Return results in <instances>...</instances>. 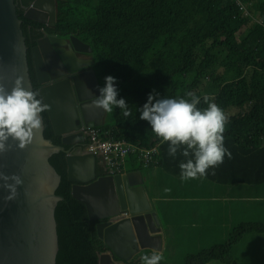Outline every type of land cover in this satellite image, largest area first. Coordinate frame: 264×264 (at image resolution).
Returning a JSON list of instances; mask_svg holds the SVG:
<instances>
[{"label":"clouds","instance_id":"1","mask_svg":"<svg viewBox=\"0 0 264 264\" xmlns=\"http://www.w3.org/2000/svg\"><path fill=\"white\" fill-rule=\"evenodd\" d=\"M230 1L155 0L153 8L143 16L124 8L119 0H108L96 16L90 13L77 32L64 34L77 61L67 65L55 78L67 99L66 130L60 137L69 136L79 146L93 138H138L152 143L159 138L162 144H169L170 156L175 157L180 150L186 158L179 164L184 180L205 176L208 169L224 162L225 155L231 159V151L224 146L228 117L214 97L205 95L212 91L201 96L186 91L190 83L189 55L197 44L235 47L239 67L245 51L251 55L250 65L255 66L264 42L253 40L258 28L252 22L251 29L245 23L237 27V31L245 32L250 38L247 45L239 36L231 42L208 44L206 40L212 34L208 23L200 17L191 24L199 39L195 42L189 32L182 30L185 22L178 18L180 13L202 16L231 10ZM238 1L252 13H264V0ZM66 5L70 8L73 2L66 0ZM43 31L50 35L49 31ZM242 73L240 68L237 79ZM49 107L39 90L25 86L22 76L15 79L10 90L0 84V154L11 150L10 140L17 142L22 150L30 145L42 128L41 114ZM97 160L104 167L98 157ZM130 163L138 162L131 160L120 175L128 171ZM138 164L142 170L149 169ZM0 181L3 182L0 188L9 192L4 199L15 200L18 186L24 182L21 175L0 171ZM237 198L229 203L228 211L244 223L245 232L256 241L264 264V177L253 180L247 192ZM122 212L121 215H131L128 210ZM156 221L159 226L157 216ZM188 224L190 227L184 232ZM193 225L186 216L182 223L173 225V237L187 234ZM177 226L179 231L175 234L173 229ZM174 251L187 260L184 264H202L199 248L188 237L179 240ZM140 259L141 264H160L163 255L154 250Z\"/></svg>","mask_w":264,"mask_h":264},{"label":"water","instance_id":"2","mask_svg":"<svg viewBox=\"0 0 264 264\" xmlns=\"http://www.w3.org/2000/svg\"><path fill=\"white\" fill-rule=\"evenodd\" d=\"M49 1L53 0H29L23 5L24 15L45 22L37 14L51 10ZM22 20L15 0H0V84L10 90L15 79L22 76L25 86L39 90L50 106L54 134L63 135L67 99L55 78L77 61L73 47L64 36L45 35L34 23L25 33ZM50 22H55L53 15ZM35 33L39 34L38 45L30 60V40ZM41 116L42 128L30 145L22 150L10 140L11 150L0 154V171L19 174L24 181L13 201H6L9 192L0 188V264H57L60 243L56 207L64 196L57 193L62 175L50 157L65 144L70 145L66 160L72 194L86 204L89 220L96 224L103 241L98 264H141L142 249L148 247L157 223L156 216L149 215L152 212L140 210L132 201L133 187L144 182L142 169L98 175L97 157L69 136L61 143L53 142L44 134L43 113ZM125 210L131 215H121Z\"/></svg>","mask_w":264,"mask_h":264},{"label":"trees","instance_id":"3","mask_svg":"<svg viewBox=\"0 0 264 264\" xmlns=\"http://www.w3.org/2000/svg\"><path fill=\"white\" fill-rule=\"evenodd\" d=\"M15 1L18 13L23 19L22 27L27 33L28 24L34 22V20L24 15L23 3H27L28 0ZM70 1L73 2L75 9L81 8L82 5L89 6L92 15L96 16L108 0ZM119 2L124 8L143 16L155 5V0H119ZM230 5L231 10H222L210 14L231 16L238 14L244 8L247 9L246 5L238 0H231ZM205 15L209 14L198 17L204 19L209 25L212 35L206 40L208 44L231 42L236 36L241 38V35L248 38L247 42L241 40L243 44L247 45L249 43L250 38L245 32L237 31V27L243 24L244 21L235 20L233 22L232 39L227 36L214 38L211 24L203 18ZM255 24L257 26L256 22ZM77 28L70 29L69 33L77 32ZM184 31L191 34L193 41H199L192 26L190 30ZM261 57H264V49L258 55V62ZM29 59L32 60L31 56ZM189 60L191 66L190 83L186 86V91H192L201 96L204 93L219 90L221 83H223L224 87L217 97L213 98L214 102L218 106L226 100H232L240 104V113L246 121L248 131L247 135H243L239 126L228 119L225 127L236 133L230 137V143L234 147L249 149L250 152L255 153V156L251 159L250 168H243L241 164L236 163L232 171H219L215 167L214 169H208L205 176L184 180L181 179L179 164L185 161L186 158L181 155L180 150H178L175 157L170 156L168 153L169 144L167 142L162 144L163 155L160 163L156 167L147 169L151 176L149 188L156 187L155 182L158 179L153 178L152 175L176 174L180 177L179 187L186 197L185 202L156 201L151 204L157 212L160 226L163 225L165 229L163 236L164 250L166 251L170 247L172 252L180 257L174 251V246L169 245L166 237L169 236L171 241H179L188 237L199 248L202 264H262L256 241L246 234L244 223L238 221L228 211L229 203L234 198L245 194L253 180L264 177V114L261 113V122L254 121V110L247 101L240 97L235 83L240 78H250L258 62L255 66L250 65L251 55L248 51H245L239 67L237 48H212L199 44L190 52ZM242 61L246 62V66L241 65ZM240 68L243 73L237 79ZM225 77L230 79L228 83L223 81ZM202 103L203 97L201 98ZM43 115L45 136L50 137L55 143H61L62 138L53 132L48 111L44 112ZM64 146V149L53 153L50 157L51 162L62 175L57 193L64 196L63 199L59 200L56 207L60 243L57 264H98L99 251L103 241L98 237L96 224L89 220L86 204L72 194L73 181L68 178L66 160L67 149L70 148V145L65 144ZM97 174L104 175L107 174V171L102 165L97 164ZM160 178L164 179L163 184L167 187L171 184L167 177ZM166 186L160 189L164 190L167 188ZM153 196L163 197L164 194L155 193ZM184 209L203 211L200 226L198 230H195V225H193L187 234L180 233L174 238L172 227ZM186 216L188 215H185L184 218ZM158 233L159 231L153 234Z\"/></svg>","mask_w":264,"mask_h":264},{"label":"rangeland","instance_id":"4","mask_svg":"<svg viewBox=\"0 0 264 264\" xmlns=\"http://www.w3.org/2000/svg\"><path fill=\"white\" fill-rule=\"evenodd\" d=\"M73 13H70V17H74L77 21L76 24L72 27H78L82 24V22L90 16L91 10L90 7L87 5H82L81 8L75 9L72 6L70 8ZM198 16L193 14H185L180 13L178 18L185 22V25L182 27V30H190L192 21L197 18ZM212 26L214 31V38H218L220 36H227L229 39L233 37V22L235 20H242L246 24L247 29L251 28L252 22L257 23L258 31L253 35V40L256 42L264 41V14L261 12L252 13L244 8L236 15L226 16V15H205L203 16ZM64 30L68 33V28L65 27ZM241 40L243 42H247L248 38L245 35H241ZM241 65L244 67L246 66V62L242 61ZM225 83H228L230 79L225 77L223 79ZM236 89L240 97L247 101L248 104L254 110L253 119L256 122H261V113L264 114V57L259 59L257 66L254 68L252 76L248 79L240 78L235 81ZM220 107L224 110L229 120L234 121L240 128L243 135H247L248 131L246 129V121L241 116L240 113V104L232 101L226 100L220 103ZM235 135V132L228 130L225 127L224 132V146L231 151L232 158L229 159L227 155H225L224 162L216 167L219 171H232L234 165L239 163L243 166V168H250L251 167V159L255 156V153H252L247 148H240L234 147L230 143V137ZM139 168L138 163H133L128 165V168ZM145 175L147 177V181L149 185L151 183V176L147 172V169L144 170ZM175 177V176H174ZM164 179L158 178L156 179V187L161 188L165 187L166 185L163 184ZM171 181V184L167 187V194L175 197L177 193V185L175 181ZM198 213V227L200 226V218L203 216L202 210H195ZM166 255L169 259H175L176 261H180V257L176 256L170 247L166 249Z\"/></svg>","mask_w":264,"mask_h":264},{"label":"built area","instance_id":"5","mask_svg":"<svg viewBox=\"0 0 264 264\" xmlns=\"http://www.w3.org/2000/svg\"><path fill=\"white\" fill-rule=\"evenodd\" d=\"M224 87L221 83L220 89ZM219 90H214L209 94L210 97H215ZM157 138V137H155ZM160 139L155 143L151 141L141 142L138 138L121 137L118 140H111L108 138H93L84 141L80 146L92 153H94L102 162L105 169L110 174H121L126 171V165L131 161L140 163L142 168H150L156 166L160 162L162 156ZM122 214H129V212H122ZM188 224L184 232L189 229ZM179 227H174L173 232L176 234Z\"/></svg>","mask_w":264,"mask_h":264},{"label":"crops","instance_id":"6","mask_svg":"<svg viewBox=\"0 0 264 264\" xmlns=\"http://www.w3.org/2000/svg\"><path fill=\"white\" fill-rule=\"evenodd\" d=\"M133 164V163H130ZM129 164V165H130ZM136 169L134 168H128V170ZM142 175L144 182L140 185H137L133 187L134 193L132 196V201L134 206L138 207L140 210L146 211V212H152L150 213L154 216H157V212L155 209L152 208L151 204L155 203L156 201H165V202H170V203H176V202H185L186 197L183 195V192L181 191L179 187V181L180 177L177 176L176 174H168V175H152L153 178H160V177H167L172 181L176 182L177 185V193L175 197H172L167 194V188L164 190H161L160 188L157 187H150L149 188V182L147 181V177L145 175V171L142 170ZM175 176V177H174ZM139 179V177H137ZM171 182V181H170ZM160 194L163 193L164 196H153V194ZM238 199V198H234ZM188 215V218L191 220V222L194 223L195 225V230H198V213L195 210H190V209H184L182 210L181 214L179 215V218L176 220L179 224L184 221V216ZM158 217V216H157ZM158 234H153L151 240H149V245L148 247L142 249V252L148 255H151L152 251H158L162 253L163 259L160 261V264H184L187 263V260L182 258L180 256V261H176L175 259H169L166 255V251L164 250L163 247V236L165 234V229L163 225H157V223L153 227L154 232H158ZM167 242L171 247L175 246L178 241H171L169 236L166 237ZM103 244V242H102ZM101 244V245H102ZM101 248V247H100ZM161 248V250H159Z\"/></svg>","mask_w":264,"mask_h":264},{"label":"flooded vegetation","instance_id":"7","mask_svg":"<svg viewBox=\"0 0 264 264\" xmlns=\"http://www.w3.org/2000/svg\"><path fill=\"white\" fill-rule=\"evenodd\" d=\"M29 2V0H28ZM27 2V3H28ZM51 5V10H48L45 14H37L39 18L45 20V22L41 20H35L33 23L36 27H39L41 29H45L49 31V33L53 36H64L67 32L64 30L65 27L68 28V31L76 24V20L74 17H70L69 14L73 13L71 9H69L66 5V0L58 1L53 0L49 1ZM24 5V3H23ZM34 13V12H33ZM53 15L55 19V25L50 22V17ZM32 23L28 24L31 25ZM28 33V31H27ZM39 37L38 33L34 34V38L30 40V46H31V52L29 54V57L33 58V48L38 45V41L36 40ZM35 81L38 86L40 84L38 83L37 78H35Z\"/></svg>","mask_w":264,"mask_h":264}]
</instances>
